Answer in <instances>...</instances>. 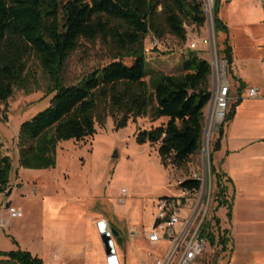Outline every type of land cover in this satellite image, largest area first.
I'll list each match as a JSON object with an SVG mask.
<instances>
[{"label":"rangeland","instance_id":"obj_1","mask_svg":"<svg viewBox=\"0 0 264 264\" xmlns=\"http://www.w3.org/2000/svg\"><path fill=\"white\" fill-rule=\"evenodd\" d=\"M202 1L207 16L204 28L188 27L186 43L167 36L156 47L155 39L150 35L145 41V52L151 70L177 75L186 58L184 53L192 50L191 45L213 36L214 55L211 46L203 43L193 51L212 65V77L216 73L213 56L220 65L224 64L231 84L230 108L239 98L240 85L236 76L244 74L245 103L234 123V133L256 143L245 148L234 164H228L232 165L231 172L222 164L218 168L225 174L229 204L217 210L214 202L216 189L210 168L217 139L213 136L214 129L211 131V125L206 121L201 151L182 170L165 167L157 147L139 145L136 141L139 130H148L162 121L152 125L147 119H138L117 129L111 118L103 126L97 125L93 139L60 142L56 149L55 169L21 168L19 129L23 123L47 110L55 97V94L47 93L49 80L46 75L32 64L34 82L31 91L17 90L9 101L0 104V154L10 157L13 166L9 188L0 194V260L1 253L29 248L52 252L59 246V237L69 230L65 223L69 220L85 222L87 217L107 221L120 234L124 245H128L131 231L141 233L156 220L157 205L162 199H185L181 183L198 177L202 180V188L187 198L189 204L183 220L191 218V212H197L193 229L199 226L201 234L207 222L219 237L215 218L221 221L222 230H228L225 251L222 247L213 248L204 238L206 251L201 262L264 264V3L262 0H219L218 17L227 31L217 36L213 16L215 0L211 3L210 0ZM228 47L234 59L232 73L228 71L223 55ZM107 63L109 59L99 44H85L70 58L65 82L78 85L95 68ZM252 87L260 89L262 95L259 98H248V90ZM4 203L21 211L23 217L12 218L2 207ZM182 227L183 224L179 225L177 230ZM72 232L74 230L68 231ZM162 242L163 248L156 249L159 255L170 247L168 240Z\"/></svg>","mask_w":264,"mask_h":264},{"label":"trees","instance_id":"obj_2","mask_svg":"<svg viewBox=\"0 0 264 264\" xmlns=\"http://www.w3.org/2000/svg\"><path fill=\"white\" fill-rule=\"evenodd\" d=\"M218 2L213 9L217 36L227 31L218 17ZM206 23L202 0H0V104L17 90L31 91L32 64L48 78L47 93L55 94L47 110L19 129L20 167L55 169L60 142L93 139L97 125L111 118L117 129L138 119L152 125L162 121L139 130L136 141L157 147L165 167L185 169L202 148L205 109L213 98L212 65L188 50L179 74L156 72L148 66L145 41L151 35L158 42L171 36L186 43L188 27L202 29ZM85 44H99L109 63L95 68L80 84L67 85L68 62ZM223 55L232 73L231 48ZM236 80L239 98L231 105L212 150L210 174L217 210L229 201L225 174L214 166L213 155L221 149L224 126L235 120L243 103L246 84ZM12 168V159L0 154V194L9 188ZM180 188L190 197L201 190L202 182L192 178ZM215 221L219 237L207 222L204 236L213 248L225 251L228 230L221 229L218 218ZM1 257L0 264H44L22 250L1 253Z\"/></svg>","mask_w":264,"mask_h":264},{"label":"crops","instance_id":"obj_3","mask_svg":"<svg viewBox=\"0 0 264 264\" xmlns=\"http://www.w3.org/2000/svg\"><path fill=\"white\" fill-rule=\"evenodd\" d=\"M243 76L237 74L236 78L242 80L245 83ZM210 84L213 98L208 107L205 109V117L206 124L210 123L211 131L214 129L213 136L218 140L222 125L219 124V128L218 124H213L210 120L213 108V100L217 90L215 75L212 77ZM244 103L245 98L243 97V103L237 110L235 120L224 126V135L221 140V149L213 155V164L217 169L222 164V167L224 165V168H228V171L231 172L232 165L229 166L228 164L230 162L234 164V162L241 156V153L245 148L256 143L254 140L247 141L243 137H238L236 136L237 133H234V123H237L239 112L241 111ZM204 176H206V171ZM4 205L5 203L2 205L3 208ZM102 221L105 220L99 217H94L92 219L87 217L85 222L80 220L76 223L69 220L65 223L69 230H65L66 233L59 237V246L57 245L55 250L51 252L45 249L34 250L29 248L25 251L31 253L34 257L40 258L44 264H109L102 238L98 230V223ZM155 223L156 220H154L152 224L148 226V228L144 227L143 232L141 233L131 231L129 233L128 245H124L123 241L120 239V236L113 238L112 242L118 264H155L156 260L163 258L168 253L170 247L165 249V251L161 253L162 255L156 253L157 248H163V242L161 241L157 244H153L146 237V233L153 228ZM108 225L110 226L109 223ZM71 230H74V233H68V231Z\"/></svg>","mask_w":264,"mask_h":264},{"label":"built area","instance_id":"obj_4","mask_svg":"<svg viewBox=\"0 0 264 264\" xmlns=\"http://www.w3.org/2000/svg\"><path fill=\"white\" fill-rule=\"evenodd\" d=\"M201 43L211 46V51L214 55L215 45L212 36L194 42L191 45V49H197ZM154 44L156 47L159 45V42L155 39ZM221 65L214 59L213 67L216 70L217 90L213 100L210 119L213 124H222L226 120L231 102V84L227 78L224 64ZM261 95L260 89L256 87L250 88L247 94L249 99H257ZM196 179L202 182L200 178L196 177ZM187 198L188 193H185V199H162L157 205L156 223L146 233V237L153 244H157L163 239L168 240L170 242V248L163 258L156 260L155 264H203L201 259L206 251V240L200 239L201 229L199 226L193 229L197 212H191V218L187 221L183 220L185 217V208L189 204L186 202ZM4 208L9 211L12 218L23 217L21 211L12 206H8V204H5ZM181 224H183V227L178 231L177 228Z\"/></svg>","mask_w":264,"mask_h":264},{"label":"water","instance_id":"obj_5","mask_svg":"<svg viewBox=\"0 0 264 264\" xmlns=\"http://www.w3.org/2000/svg\"><path fill=\"white\" fill-rule=\"evenodd\" d=\"M213 42L215 45L214 37H213ZM219 128H220V125H219ZM114 157H117V155H115ZM207 182H208V179L205 176V182H204L205 190H206ZM98 230L102 238V242H103L107 257H108L109 264H118V260L115 254V249H114L112 240L114 237H119L120 234L114 228L112 227L110 228V226L108 225L106 221H102L98 223ZM204 238H205L204 232H202V234L200 235V239H204Z\"/></svg>","mask_w":264,"mask_h":264},{"label":"bare ground","instance_id":"obj_6","mask_svg":"<svg viewBox=\"0 0 264 264\" xmlns=\"http://www.w3.org/2000/svg\"><path fill=\"white\" fill-rule=\"evenodd\" d=\"M212 2V0H210V3Z\"/></svg>","mask_w":264,"mask_h":264}]
</instances>
